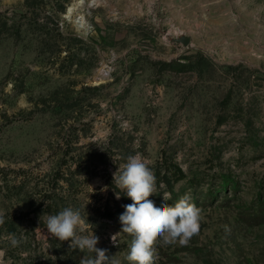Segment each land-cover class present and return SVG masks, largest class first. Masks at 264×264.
I'll return each mask as SVG.
<instances>
[{
	"label": "rangeland",
	"instance_id": "374dc122",
	"mask_svg": "<svg viewBox=\"0 0 264 264\" xmlns=\"http://www.w3.org/2000/svg\"><path fill=\"white\" fill-rule=\"evenodd\" d=\"M27 1L0 0V264L94 256L48 233L66 207L134 264L113 183L130 155L157 207L202 209L154 264H264V0Z\"/></svg>",
	"mask_w": 264,
	"mask_h": 264
},
{
	"label": "clouds",
	"instance_id": "9594fccd",
	"mask_svg": "<svg viewBox=\"0 0 264 264\" xmlns=\"http://www.w3.org/2000/svg\"><path fill=\"white\" fill-rule=\"evenodd\" d=\"M113 183L133 201L124 205L125 211L119 217L122 232L134 237L127 255L128 261L134 264H154L158 238L163 245L179 244L183 247L199 233L203 220L202 209L192 202L190 195L180 197L174 205L164 203L160 207L149 199L156 193V178L139 155L127 157L122 170L113 173ZM116 198H120L118 192ZM4 217L5 212L0 210V225L5 223ZM84 225L85 219L79 209L72 207L49 215L46 221L50 236L61 242L70 241V250L94 253V256H83L80 264H117L106 254V249L97 247L99 237L93 233L81 234ZM8 239L12 247H18L23 238L10 234Z\"/></svg>",
	"mask_w": 264,
	"mask_h": 264
},
{
	"label": "trees",
	"instance_id": "16d2710c",
	"mask_svg": "<svg viewBox=\"0 0 264 264\" xmlns=\"http://www.w3.org/2000/svg\"><path fill=\"white\" fill-rule=\"evenodd\" d=\"M26 1H27V0H26ZM37 3H38V2H35V1H32V2L29 1V0L27 1V5H28V7H34L35 5H37ZM38 5H39V4H38Z\"/></svg>",
	"mask_w": 264,
	"mask_h": 264
}]
</instances>
